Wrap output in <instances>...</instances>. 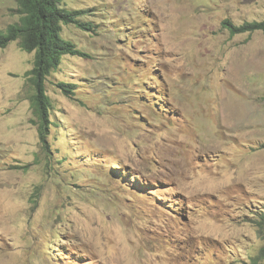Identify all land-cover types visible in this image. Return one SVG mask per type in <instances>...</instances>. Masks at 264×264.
Returning <instances> with one entry per match:
<instances>
[{"label":"rangeland","instance_id":"1","mask_svg":"<svg viewBox=\"0 0 264 264\" xmlns=\"http://www.w3.org/2000/svg\"><path fill=\"white\" fill-rule=\"evenodd\" d=\"M63 4L84 55L48 77L44 139L35 52L0 48V264H264V33L223 26L264 0Z\"/></svg>","mask_w":264,"mask_h":264},{"label":"trees","instance_id":"2","mask_svg":"<svg viewBox=\"0 0 264 264\" xmlns=\"http://www.w3.org/2000/svg\"><path fill=\"white\" fill-rule=\"evenodd\" d=\"M63 3L64 0H18L19 22L0 30V48H6L10 43L18 41L23 51L35 52L34 67L27 76L35 90L31 102L34 114L39 120L42 139L45 138L48 128L53 125L49 122L52 102L47 94L48 77L59 69L66 55H84L62 35L64 25L76 24L84 28L78 19L81 13L67 9ZM223 26L232 36L257 31L264 33V20L245 22L241 25L226 20ZM71 87L59 83V88L65 94L73 93ZM259 227L264 234V219L259 222Z\"/></svg>","mask_w":264,"mask_h":264},{"label":"bare ground","instance_id":"3","mask_svg":"<svg viewBox=\"0 0 264 264\" xmlns=\"http://www.w3.org/2000/svg\"><path fill=\"white\" fill-rule=\"evenodd\" d=\"M70 91V90H69ZM180 119V118H179ZM175 127V126H174ZM153 130V129H151ZM166 141V140H165ZM164 145V144H163ZM205 156V155H204ZM196 157V156H195ZM201 163V162H200ZM199 166V165H198ZM225 167V166H224ZM226 169V168H225ZM221 171V170H220ZM224 173V172H223ZM225 174V173H224ZM145 191V190H144ZM136 192V191H135ZM166 192V191H165ZM150 193V192H149ZM139 195V194H138ZM147 195V194H146ZM136 201V200H135ZM131 202V201H130ZM133 203V202H132ZM132 205V204H131ZM148 206V205H147ZM136 207V206H135ZM156 210V209H155ZM145 213V212H144ZM142 214V213H141Z\"/></svg>","mask_w":264,"mask_h":264}]
</instances>
